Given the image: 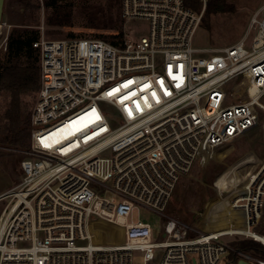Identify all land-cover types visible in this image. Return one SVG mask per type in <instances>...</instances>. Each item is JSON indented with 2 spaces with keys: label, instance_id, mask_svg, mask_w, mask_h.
<instances>
[{
  "label": "built area",
  "instance_id": "2783aa9c",
  "mask_svg": "<svg viewBox=\"0 0 264 264\" xmlns=\"http://www.w3.org/2000/svg\"><path fill=\"white\" fill-rule=\"evenodd\" d=\"M198 1L200 11L184 0H121L123 18L149 23L146 37L121 46L33 44L41 87L20 181L0 194V264H133L136 252L145 263L160 252L159 264H264L234 247L264 245V161L230 202L240 216L228 227L189 238V227L168 217L154 242L149 223L129 222L140 206L163 216L202 154L264 121V5L240 41L200 48L209 0ZM239 76L248 83L227 94Z\"/></svg>",
  "mask_w": 264,
  "mask_h": 264
},
{
  "label": "rangeland",
  "instance_id": "374dc122",
  "mask_svg": "<svg viewBox=\"0 0 264 264\" xmlns=\"http://www.w3.org/2000/svg\"><path fill=\"white\" fill-rule=\"evenodd\" d=\"M106 1L4 0L0 21V62L5 57L9 35L22 34L27 30L37 31L40 40L94 38L108 43L107 40H117L111 37L117 30L105 28L104 17L97 12ZM263 5L264 0H226L225 11L217 14H209L206 5L202 25L194 39L195 47L207 48L211 44L221 47L240 41L248 32L252 16ZM118 24L124 32V40L129 37L140 39L149 32L146 21H129L121 17ZM240 82L247 84L248 78L239 76L227 85L225 92L230 94ZM238 99L246 100L247 97ZM36 100L33 101V108ZM10 102L9 93L0 91V136L3 135L5 114ZM102 105L112 111L110 106ZM117 124L111 123L113 126ZM263 125L264 121L261 120L237 140L202 154L192 170L181 178L163 216L140 206L134 210L129 222L149 223L153 227L154 242L163 241L162 234L168 217L187 225L189 238L232 225L240 213L234 211L230 202L236 197V192L248 183L249 175L257 172L264 161ZM27 150L15 149L8 143L0 142V194L20 181V164ZM227 187L229 191L221 190ZM4 204L0 202V211ZM263 222L264 208L261 224ZM100 226L105 227L101 223ZM257 231L264 234L261 225ZM160 254L158 252L153 261L145 263L142 255L136 252L133 264H159ZM190 258L197 256L192 254ZM219 264L230 263L223 257Z\"/></svg>",
  "mask_w": 264,
  "mask_h": 264
},
{
  "label": "trees",
  "instance_id": "16d2710c",
  "mask_svg": "<svg viewBox=\"0 0 264 264\" xmlns=\"http://www.w3.org/2000/svg\"><path fill=\"white\" fill-rule=\"evenodd\" d=\"M184 2L187 7L195 11H200L202 6L198 0H184ZM225 8L226 0H209L207 3L209 14L222 13ZM97 12L103 15L105 28L117 30V33L111 36L117 40L107 41L116 46L123 45L124 32L120 30L118 24L122 17L121 0H107ZM39 40L40 34L35 30L9 35L5 57L0 62V91H6L11 96L0 142L8 143L15 149L27 150L30 147L33 101L37 98L41 87L40 51L33 45ZM261 223L259 226L261 225L264 230V222ZM234 247L264 258V245L253 239L236 241ZM235 257L236 254L233 253L231 258L235 259Z\"/></svg>",
  "mask_w": 264,
  "mask_h": 264
},
{
  "label": "water",
  "instance_id": "95a60500",
  "mask_svg": "<svg viewBox=\"0 0 264 264\" xmlns=\"http://www.w3.org/2000/svg\"><path fill=\"white\" fill-rule=\"evenodd\" d=\"M3 3H4V0H0V21H1V16H2ZM193 264H197V263L194 261Z\"/></svg>",
  "mask_w": 264,
  "mask_h": 264
},
{
  "label": "bare ground",
  "instance_id": "6f19581e",
  "mask_svg": "<svg viewBox=\"0 0 264 264\" xmlns=\"http://www.w3.org/2000/svg\"><path fill=\"white\" fill-rule=\"evenodd\" d=\"M94 225H97V224H94ZM261 236V235H260ZM259 240H264L262 237H258Z\"/></svg>",
  "mask_w": 264,
  "mask_h": 264
}]
</instances>
